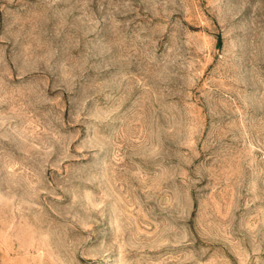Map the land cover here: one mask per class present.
Masks as SVG:
<instances>
[{
	"label": "rangeland",
	"instance_id": "374dc122",
	"mask_svg": "<svg viewBox=\"0 0 264 264\" xmlns=\"http://www.w3.org/2000/svg\"><path fill=\"white\" fill-rule=\"evenodd\" d=\"M0 264H264V0H0Z\"/></svg>",
	"mask_w": 264,
	"mask_h": 264
}]
</instances>
